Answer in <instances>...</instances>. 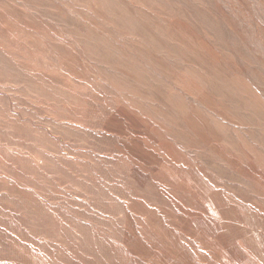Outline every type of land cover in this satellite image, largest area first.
Returning <instances> with one entry per match:
<instances>
[{"label":"rangeland","instance_id":"rangeland-1","mask_svg":"<svg viewBox=\"0 0 264 264\" xmlns=\"http://www.w3.org/2000/svg\"><path fill=\"white\" fill-rule=\"evenodd\" d=\"M0 264H264V0H0Z\"/></svg>","mask_w":264,"mask_h":264}]
</instances>
